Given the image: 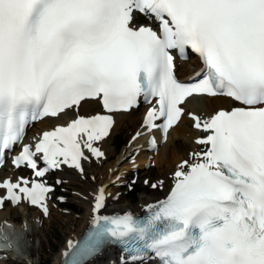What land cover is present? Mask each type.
<instances>
[{
    "label": "snow or ice",
    "instance_id": "snow-or-ice-1",
    "mask_svg": "<svg viewBox=\"0 0 264 264\" xmlns=\"http://www.w3.org/2000/svg\"><path fill=\"white\" fill-rule=\"evenodd\" d=\"M138 14L155 27H134ZM189 48L205 73L182 84L172 53ZM194 95L242 106L208 118L187 113L206 135L177 166L166 199L149 206L146 221L95 217L82 247L69 242L67 264H83L109 237L141 264L149 252L159 264H264V0H0V160L29 119L59 117L87 101L126 112L143 96L157 105L144 125L166 133ZM160 118L162 126L154 123ZM113 123L111 115H77L43 132L34 148L25 145L13 164L37 178L61 165L83 172L84 149L104 157L97 144ZM52 190L43 180L4 179L0 207L27 202L46 216ZM103 201L101 188L93 211Z\"/></svg>",
    "mask_w": 264,
    "mask_h": 264
},
{
    "label": "bare ground",
    "instance_id": "bare-ground-1",
    "mask_svg": "<svg viewBox=\"0 0 264 264\" xmlns=\"http://www.w3.org/2000/svg\"><path fill=\"white\" fill-rule=\"evenodd\" d=\"M136 25V23H134ZM146 24L145 26H148ZM140 26V25H139ZM202 68L197 59L191 57L187 62L178 64V76L184 81L193 78ZM235 104L226 98L216 97H190L183 105L184 115L181 120L169 129L166 135H160L158 130L148 131L144 125V115L146 108H138L136 111L129 113H114L109 114L114 121L109 135L97 144L104 152V157L96 158L87 149H84L87 160L81 161L83 172L68 165H61L56 168L58 179H67L69 182L79 181V177L85 171L84 161L88 162V170H91L90 185L91 191L88 193H75L74 200L85 208L82 224L79 228L70 232L67 243L62 246L61 253L58 254L53 264H62L64 260V253L68 252L69 242L74 244L87 231L91 223L94 221L93 214L94 204L96 203V196L99 194L101 188L104 189V194L107 197L105 206L101 210L99 216L120 214L125 215L133 212L134 214H143L149 206L157 204L159 201L165 199L171 188L174 186L173 174L177 170V166L184 160L190 159V154L194 151L201 150L202 146L195 143L196 139L206 135L192 127L193 122L188 117L187 113L193 112L202 118H208L216 111L221 109L231 110ZM106 115L103 111L102 105L94 101L82 102L80 108L77 110L73 108L68 110L66 114H61L56 118H49L39 122L35 128L31 129L30 134L24 141V144L31 145L39 140L42 133L51 131L57 126H66L71 120L75 119L77 115L91 116V115ZM129 121L130 124H138L134 137L137 133H141L134 141L123 148L119 153H116L112 147L113 140L123 127L124 123ZM156 137L159 148L152 150L151 138ZM9 172L0 174V181L4 179H12L13 181L19 178L28 180L37 179L33 172L26 169L8 166ZM157 172L153 184L160 187L164 191V195L154 193L152 195H142L139 202L135 205L130 202H122L120 194V186L127 183L132 173L139 175H146ZM3 174V175H2ZM46 179L43 180L45 182ZM162 182V186H161ZM7 202L3 207H0V234L3 238H7L4 234L12 236V243L16 244L20 249L13 251L9 249L10 241H1L0 250L2 253H11L15 262L12 264H40L42 240L46 238L48 231V224L54 218L58 220L62 218L61 213H49L53 206L51 197L47 203L48 216L45 217L42 211L30 210L26 205L27 202H21L18 206H11L4 210ZM4 210V211H3ZM21 219V222H19ZM40 240V242L38 241ZM37 254V255H36ZM121 254L116 252H106L101 258L90 264H118L121 261ZM0 264L2 262L0 261ZM141 264V263H140ZM143 264H155L153 261H145Z\"/></svg>",
    "mask_w": 264,
    "mask_h": 264
},
{
    "label": "rangeland",
    "instance_id": "rangeland-1",
    "mask_svg": "<svg viewBox=\"0 0 264 264\" xmlns=\"http://www.w3.org/2000/svg\"><path fill=\"white\" fill-rule=\"evenodd\" d=\"M137 127V123L130 124L129 121L124 123L123 127L113 140L112 147L116 153H119L123 148L130 145V140L134 136ZM120 141L125 144L121 148L118 147V143ZM84 165L86 169L79 177V181L72 183L65 178L60 179L61 185L60 187H57L56 194L51 200L53 204L51 208V214L61 213L63 216L59 220L53 217V219L48 224L49 229L46 232V238L41 242L42 249L40 252H42V255L40 264H53L55 257L61 253L62 246L67 243L70 232L79 228L82 224L85 208L74 200V195L77 192L86 194L92 189L89 180L91 170H88L87 161H84ZM7 172H9V167H6L4 174ZM156 177L157 172L139 176L136 173H132L129 181L120 186V201L130 202L131 204L135 205L139 202L141 196L144 194L152 195L154 193H159L160 195H164L163 189L160 187H152ZM57 178H59L58 174L55 173L48 180H50L51 183H55ZM137 186H139L143 192L132 201L130 200V189ZM10 206L11 203L8 202L5 205L4 210H7ZM70 206H74L75 208ZM19 222H21V219Z\"/></svg>",
    "mask_w": 264,
    "mask_h": 264
},
{
    "label": "trees",
    "instance_id": "trees-1",
    "mask_svg": "<svg viewBox=\"0 0 264 264\" xmlns=\"http://www.w3.org/2000/svg\"><path fill=\"white\" fill-rule=\"evenodd\" d=\"M123 145H124V143H122V141H120V142L118 143V147H119V148L122 147ZM141 193H142L141 188H140V187H136L135 191H133V192L131 193L130 200H131V199H132V200L135 199V198L138 197L139 194H141ZM70 207L75 208L74 206H70Z\"/></svg>",
    "mask_w": 264,
    "mask_h": 264
}]
</instances>
